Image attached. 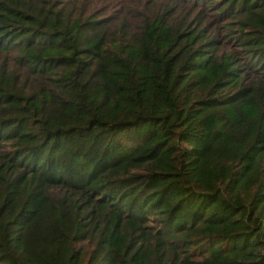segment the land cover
I'll list each match as a JSON object with an SVG mask.
<instances>
[{
  "label": "trees",
  "instance_id": "16d2710c",
  "mask_svg": "<svg viewBox=\"0 0 264 264\" xmlns=\"http://www.w3.org/2000/svg\"><path fill=\"white\" fill-rule=\"evenodd\" d=\"M0 264H264V0H0Z\"/></svg>",
  "mask_w": 264,
  "mask_h": 264
},
{
  "label": "rangeland",
  "instance_id": "374dc122",
  "mask_svg": "<svg viewBox=\"0 0 264 264\" xmlns=\"http://www.w3.org/2000/svg\"><path fill=\"white\" fill-rule=\"evenodd\" d=\"M192 1V0H191ZM189 7L190 8H193L194 10H197L198 9V7H192L191 5H189V6H186V13H188V11H189Z\"/></svg>",
  "mask_w": 264,
  "mask_h": 264
}]
</instances>
